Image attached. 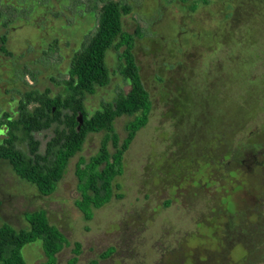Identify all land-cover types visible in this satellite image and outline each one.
Wrapping results in <instances>:
<instances>
[{
	"label": "rangeland",
	"instance_id": "1",
	"mask_svg": "<svg viewBox=\"0 0 264 264\" xmlns=\"http://www.w3.org/2000/svg\"><path fill=\"white\" fill-rule=\"evenodd\" d=\"M13 1L22 3L23 0ZM182 1L125 0L132 11L124 17L123 27L128 33L140 35L134 55L153 109L147 126L137 133L125 154L124 173L116 180L121 199H114L96 210L91 221H86L75 205L79 199L77 162L81 157L89 159L99 152L104 133L91 134L87 138L82 153L71 160L56 192L49 197L40 195L35 186L16 176L8 161H0V227L7 223L17 230L26 228V213L45 210L51 223L58 226L71 243L58 255V264H68L74 257V243L82 246L77 264H264V250L261 252L258 247L260 242L248 239L253 232L245 224L247 214L237 211L230 215L231 218L221 216L219 206L213 205L209 196L221 194L224 187L228 188L225 172H217L216 163L228 158L223 157L226 155L223 152L230 148L229 140L219 145V157L207 153L193 157L196 149L215 147L216 142L212 140L208 144L206 141L203 146L200 141L199 144L187 120L191 114L186 107L199 93L187 90L183 75L197 69L203 52L210 51L204 49L196 33L200 26L214 31L218 22L225 20L230 12L229 0L202 1L205 4L197 3L199 0ZM240 1L234 0L236 10L230 21L235 22L236 27L243 23L242 38L236 37L231 43L244 54L252 48L259 53L264 50V29L257 38L253 35L252 40L250 30L256 28L250 22L264 21V0L247 1L248 10H253L250 15L240 8L246 0ZM57 5L60 9L67 2ZM92 6L88 4L87 10H92ZM43 15L41 10L32 20L38 21ZM82 16L83 19L74 15V23L68 26L61 20L48 19L45 24L42 21L43 31L46 25L53 27L50 36L46 32L45 37L25 21L18 20L8 42L14 57L0 52V120L5 113L17 118L19 103L27 91L64 95V88L58 84L67 78L76 50L95 26L91 15ZM185 26L190 27L196 37L182 47L184 36L179 34ZM3 32L0 27V35ZM55 39L58 42L54 49L47 51L45 41L53 43ZM106 60L111 81L95 95L88 96L86 107L90 112L130 90L118 73L117 52L110 50ZM262 62L264 65V60ZM30 73L32 77L25 75ZM131 120L124 116L115 122V130L122 140ZM238 134V141L245 138ZM50 135V132L40 133L36 139L44 146ZM5 137L3 126L0 143ZM19 146L26 149L24 145ZM212 174L218 175V179ZM227 207L228 213L236 212L235 204ZM252 217L255 216H249ZM226 223L238 227L233 240L236 245L231 247L227 243L218 251L215 249L218 240L213 236ZM262 244L264 246V241ZM104 252L108 253L103 256ZM26 259L27 264H41L44 260L41 245L28 247Z\"/></svg>",
	"mask_w": 264,
	"mask_h": 264
},
{
	"label": "trees",
	"instance_id": "2",
	"mask_svg": "<svg viewBox=\"0 0 264 264\" xmlns=\"http://www.w3.org/2000/svg\"><path fill=\"white\" fill-rule=\"evenodd\" d=\"M59 2L65 0H23L22 3L0 0V27L4 30L0 35V52L6 57H14L8 42L18 20L25 21L44 37L46 32L51 34L52 26L46 25L43 31L45 26L41 23H47L48 19L61 20L68 26L74 23V15L83 19V14H89L95 21L94 28L85 35L73 56L67 78L58 84L64 88V95L27 91L19 103L17 118L3 115L0 129L5 126L6 137L0 143V161H8L16 176L35 186L40 195L49 197L56 192L71 160L82 153L87 138L104 133L99 152L89 159L81 157L75 170L79 192L75 205L84 219L91 221L96 210L122 198L116 180L124 173L125 154L137 133L149 122L153 104L134 55L140 35L128 33L123 27V19L132 11L131 6L125 0H66L67 5L59 9ZM88 4H93L90 11L86 8ZM41 10L44 11L42 19L33 21V16ZM57 42V39L53 43L45 41L47 51H52ZM110 50L117 52L118 73L130 90L90 112L86 107L88 96L95 95L111 81L106 60ZM25 75L32 77L33 74ZM124 116L132 120L122 140L115 130V122ZM44 132L51 135L43 146L36 135ZM25 220L28 226L23 229L17 230L7 223L0 227V264H27L26 249L36 244L43 250L41 264H58V255L71 245L66 235L51 223L45 210L26 213ZM81 253V244L74 243V257L68 264H77Z\"/></svg>",
	"mask_w": 264,
	"mask_h": 264
},
{
	"label": "flooded vegetation",
	"instance_id": "3",
	"mask_svg": "<svg viewBox=\"0 0 264 264\" xmlns=\"http://www.w3.org/2000/svg\"><path fill=\"white\" fill-rule=\"evenodd\" d=\"M202 1L204 0H199L197 3L205 4ZM247 1L240 8L249 14L253 10H248ZM182 2L184 3V0ZM229 9L230 12L225 15V20L218 22L214 31L200 26V31L196 33L204 49L210 51L203 52L201 64L197 69L188 70L183 75L187 90L199 93L195 101L186 107L191 114L187 120L190 121L192 135L199 144L200 141L203 146L206 141L208 144L212 140L216 142L215 147L209 145L211 148L196 149L193 157H200L205 153L219 157L221 151L219 145L229 140L230 148L223 152L226 154L223 157L228 158L216 163L217 172H225L223 176L228 188L224 187L221 194L209 196L212 197V204L219 206L217 208L221 216L231 218L230 215L237 214V211L247 214L245 224L253 232L248 239L251 242H260L258 247L263 252L264 65L262 61L264 50L261 49L258 53L251 47L252 49L244 54V51L232 45L233 39L242 38L243 23H239L236 27L234 25L236 23L230 21L236 10L234 0H229ZM250 24L256 28L254 31L250 30L253 40V35L257 38L263 31L264 21L250 22ZM179 35L184 36L182 47L187 46L196 37L188 26L182 28ZM238 61L240 63L237 64ZM260 68L263 69L259 72ZM238 133L243 134L245 138L238 141ZM196 170L198 173L199 168ZM214 176L218 179V175ZM199 183L202 184V181ZM229 204L236 205V212H227ZM251 215L255 217L249 218ZM237 232V226L231 227L230 223L222 225L213 236L218 240L215 249L220 251L227 243L231 247L235 246L233 242Z\"/></svg>",
	"mask_w": 264,
	"mask_h": 264
}]
</instances>
